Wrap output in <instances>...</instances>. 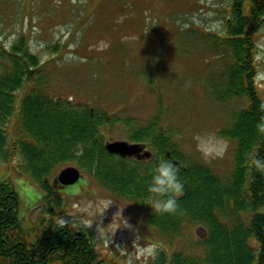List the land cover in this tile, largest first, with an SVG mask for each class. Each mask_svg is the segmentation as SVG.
I'll list each match as a JSON object with an SVG mask.
<instances>
[{"label": "trees", "instance_id": "16d2710c", "mask_svg": "<svg viewBox=\"0 0 264 264\" xmlns=\"http://www.w3.org/2000/svg\"><path fill=\"white\" fill-rule=\"evenodd\" d=\"M6 3L0 0V12L6 11ZM230 3L228 13L221 17V37L216 30L204 27L207 36H213L212 45L222 50L216 49L218 53L209 60L219 62L224 74L214 96L221 101L233 100L231 95L237 94L246 98L241 109L233 112L231 126L219 131L236 140L230 175H219L208 166L185 159L157 119L130 131L131 139L152 143L156 163L166 160L177 167L184 189L176 214H154L146 204L147 183L156 165L105 148L101 129L115 120L51 95L46 88L47 76L41 73L46 64L29 48L22 31L26 27L17 30L18 37L10 48L0 43V159L8 168L13 166V157L18 159L22 174L42 192L32 209L45 206L33 220L21 214L13 182L0 177V264H117L101 257L89 228L69 222L57 227L66 202L53 181L57 168L70 163L114 195L143 207L145 222L160 238L161 249L152 264H264V171L255 166L256 160L264 162V134L256 128L264 115V102L255 84L254 40L264 30V0ZM16 7L19 9L13 4L14 12ZM17 19L12 13L11 20ZM84 22L83 17L72 21L69 32L75 33L77 25ZM3 26L0 22V33ZM233 91L236 94H231ZM8 118L13 121L7 128L3 123ZM190 226L205 230L200 239L203 252L195 253L191 248Z\"/></svg>", "mask_w": 264, "mask_h": 264}, {"label": "rangeland", "instance_id": "374dc122", "mask_svg": "<svg viewBox=\"0 0 264 264\" xmlns=\"http://www.w3.org/2000/svg\"><path fill=\"white\" fill-rule=\"evenodd\" d=\"M6 2V11L0 12V22L4 23L1 45L10 48L18 37L17 30L26 27L22 31L27 35L29 48L38 61L46 64L41 73L47 76L46 88L51 95L115 120L101 129L104 142L136 141L131 139L130 131L157 119L164 132L172 135L185 159L208 166L219 175H230L236 140L219 131L231 126L233 112L246 98L237 94L231 95L233 100L221 101L214 96L213 90L219 88L224 74L219 70V62L209 60L221 49L212 45L213 36H207L205 31V28L216 30L215 34L221 37V17L228 13L230 0ZM13 4L19 7L17 12ZM12 13L18 18L16 22L11 20ZM82 17L83 25H77L75 33H70L72 21ZM191 22L194 23L189 25ZM254 40L255 84L264 102V30ZM11 120L8 118L3 125L8 128ZM139 142L150 152L140 162L157 165L152 143ZM205 151L213 154L206 155ZM17 162L13 157V166L8 168L0 159V177L10 178L20 198V213L30 215L33 220L45 211V206L39 203L32 209L42 192L22 174ZM72 165L64 164L56 173ZM79 168L82 178L72 185L62 187L54 180L53 185L59 187L66 202L59 219L89 228L95 247L105 260L129 264L131 258L133 264H152L157 255L155 258L133 255L136 248L149 244L157 245L158 251L161 249L159 236L145 222L143 207L114 195ZM125 221L128 227H124ZM98 225L102 229L97 231ZM188 228L191 248L195 253L203 252L200 239L205 237V230L198 226Z\"/></svg>", "mask_w": 264, "mask_h": 264}, {"label": "clouds", "instance_id": "9594fccd", "mask_svg": "<svg viewBox=\"0 0 264 264\" xmlns=\"http://www.w3.org/2000/svg\"><path fill=\"white\" fill-rule=\"evenodd\" d=\"M264 110V104L261 105ZM257 131L264 134V115H261L256 124ZM206 155H212L211 151H205ZM257 170L264 171V162L260 160L255 161ZM184 185L178 176V169L171 161L161 160L151 171V178L147 183L146 191L148 193V202L154 214H176L180 210L178 197L182 194ZM66 221L61 218L57 221V227H64ZM91 223L89 227H91ZM124 227H128L125 221ZM102 229L97 226V231ZM138 240V238H137ZM134 241L133 245L137 242ZM158 253V247L155 244H149L146 247H139L135 249L133 255L136 258L140 256L155 258ZM129 264H133L130 258Z\"/></svg>", "mask_w": 264, "mask_h": 264}, {"label": "water", "instance_id": "95a60500", "mask_svg": "<svg viewBox=\"0 0 264 264\" xmlns=\"http://www.w3.org/2000/svg\"><path fill=\"white\" fill-rule=\"evenodd\" d=\"M105 148L112 152L116 153L122 156L125 155H137L140 151H142L140 154L137 156L143 157V156H148L150 154L149 151L143 149V144L138 143V142H127L126 140H120L116 139L113 141L106 142ZM80 176V171L78 168L75 166H66L63 167L58 175L57 179L62 183V184H72Z\"/></svg>", "mask_w": 264, "mask_h": 264}]
</instances>
